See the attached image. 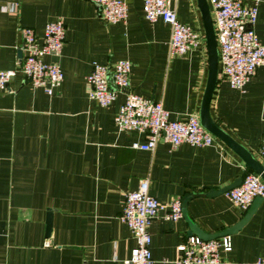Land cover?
<instances>
[{"label": "crops", "instance_id": "crops-1", "mask_svg": "<svg viewBox=\"0 0 264 264\" xmlns=\"http://www.w3.org/2000/svg\"><path fill=\"white\" fill-rule=\"evenodd\" d=\"M171 1L179 22L203 40L200 48L177 57L169 56V27L144 19L143 0H126V21L116 24L104 23L89 0H0V71H15L0 90V264H127L135 241L118 217L125 194L141 181L148 180L149 194L168 205L228 187L250 170L217 138L209 147L171 148L159 141L153 151L134 149L145 136L119 132L114 124L124 95L106 108L88 98L93 63L127 60L134 94L161 103L171 121L200 117L208 76L201 12L197 0ZM244 4L252 7L254 0ZM57 19L65 26L63 48L43 61L57 64L63 80L48 96L18 72L19 29H32L40 42L44 26ZM254 33L264 45V0L257 3ZM210 115L261 163L264 66L242 91L218 72ZM185 206L178 221L165 220L161 212L151 223V264H176V247L197 236L191 227L218 234L247 212L225 194L193 197ZM230 239L232 250L221 253L219 264H256L264 257V198Z\"/></svg>", "mask_w": 264, "mask_h": 264}, {"label": "built area", "instance_id": "built-area-1", "mask_svg": "<svg viewBox=\"0 0 264 264\" xmlns=\"http://www.w3.org/2000/svg\"><path fill=\"white\" fill-rule=\"evenodd\" d=\"M98 8L99 18L106 24L124 23L127 17L126 0H89ZM245 0H207L213 21L218 50V72L232 89L242 91L257 68L264 66V45L255 33L257 3L246 7ZM143 17L149 23L162 21L170 29L168 51L170 57H177L200 48L202 37L188 26L181 24L172 8L171 0H143ZM20 49L23 53L18 72L31 88H42L48 96L61 84L63 75L58 65L46 63V56L58 57L64 39V23L57 19L44 26L41 41L38 42L32 29L20 28ZM131 64L120 60L111 65L93 63L91 73L86 77L89 86L88 98L100 107L111 105L118 94L124 95L123 103L114 117L119 132L137 131L145 136L144 144H135L134 149L153 151L159 142H166L171 148L182 144L192 147H209L216 139L202 125L196 115L185 121L169 120L168 112L161 103L144 99L130 89ZM15 71H0V90L6 89ZM261 164L264 167V137L259 147ZM229 201L242 211H247L256 198H264V181L252 170L243 173L241 184L225 193ZM162 216L168 221L182 218V203L179 199L168 205L159 203L149 194L148 180L141 181L135 191L125 194L124 205L118 219L130 231L135 246L127 264H151L149 228ZM179 257L176 264H219L221 253L232 250L230 236L214 240H203L187 236L176 247ZM256 264H264V257Z\"/></svg>", "mask_w": 264, "mask_h": 264}, {"label": "water", "instance_id": "water-1", "mask_svg": "<svg viewBox=\"0 0 264 264\" xmlns=\"http://www.w3.org/2000/svg\"><path fill=\"white\" fill-rule=\"evenodd\" d=\"M204 28L205 41L207 47V57H208V76L207 83L205 87V92L201 104L200 109V122L201 125L215 138L219 139L223 144H225L231 151H233L244 163L247 169L252 170L256 174L260 175L262 180L264 181V167L261 163H259L243 146L239 145L235 142L231 137H229L222 129H220L212 120L210 115V102L212 98V94L217 82L218 78V50L215 38V31L213 26L212 17L210 14V9L207 0H197ZM242 177L236 180L234 183L220 190L209 191L204 194H194L190 195L186 199H184L182 203V213L185 215L186 212V202L197 196L202 197H214L218 195H222L227 193L228 191L238 187L241 184ZM262 198H256L251 204L250 208L247 210L244 217L233 227L222 231L218 234L208 235L197 229L196 227H191V233L197 235V237L203 240H214L223 236H230L235 234L239 229L247 222V220L251 217L252 213L255 211L258 203ZM44 226H46V234L47 237L50 236L52 231V211L48 210L46 214V221H44ZM190 233V234H191Z\"/></svg>", "mask_w": 264, "mask_h": 264}]
</instances>
